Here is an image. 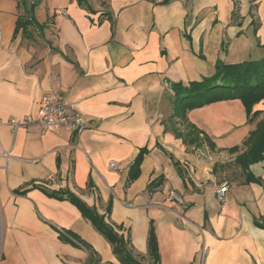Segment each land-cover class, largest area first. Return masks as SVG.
Instances as JSON below:
<instances>
[{
  "label": "crops",
  "instance_id": "obj_1",
  "mask_svg": "<svg viewBox=\"0 0 264 264\" xmlns=\"http://www.w3.org/2000/svg\"><path fill=\"white\" fill-rule=\"evenodd\" d=\"M88 1L94 12L78 0H39L32 12L0 0V264H122L77 205L53 191L105 214L146 264L152 228L160 264H202L204 249V264H264V160L250 165L251 181L235 162L242 151L229 150L244 145L253 123L246 116L240 140L219 141L208 130L237 100L194 108L184 121L172 88L212 75L219 60L263 58L264 0ZM32 15L37 22L16 32ZM50 94L76 105L82 133L8 123L37 117ZM189 123L231 154L210 155L205 134L200 145L178 137Z\"/></svg>",
  "mask_w": 264,
  "mask_h": 264
},
{
  "label": "trees",
  "instance_id": "obj_2",
  "mask_svg": "<svg viewBox=\"0 0 264 264\" xmlns=\"http://www.w3.org/2000/svg\"><path fill=\"white\" fill-rule=\"evenodd\" d=\"M19 1L31 12L34 11L39 3V0H33L31 3H28V0ZM171 1L162 0L161 3L167 4ZM78 2L87 10L95 11L88 0H78ZM33 22H37L33 15L31 18H19L16 32L20 29L27 30L28 25ZM215 69L212 75L205 76L201 80H193L187 83L178 82L172 85L175 97V116L187 121L188 111L194 108H200L218 101L240 100L245 108L247 123H254L259 115L263 113L261 110H255V106L264 101V57L234 63L219 60ZM189 127V131L184 135L180 131L176 135L183 137L185 141L189 140L192 144H203L204 138L201 137V134H205L204 131L194 124L189 123ZM205 136L210 141L211 147L215 148V142L209 140L206 134ZM244 144L247 149L237 155L235 162L248 172V180L255 181L256 178L250 174L249 167L251 164L264 160V119L258 123L255 130L250 132ZM229 150L237 152L239 146L230 147ZM147 152L148 149L146 147L142 148L135 158L130 169L131 180L136 179L140 175V166ZM49 194L58 198H64V195H66L76 204L84 217L89 219L109 241L122 264H146L135 254L129 238L116 230L106 220L105 214L100 213L95 207L89 206L72 192L53 191L49 192ZM257 224L264 227V222L260 223L257 221ZM149 255L150 264H160V253L154 228L151 229L149 236Z\"/></svg>",
  "mask_w": 264,
  "mask_h": 264
},
{
  "label": "built area",
  "instance_id": "obj_3",
  "mask_svg": "<svg viewBox=\"0 0 264 264\" xmlns=\"http://www.w3.org/2000/svg\"><path fill=\"white\" fill-rule=\"evenodd\" d=\"M2 40V26L0 22V42ZM8 123L14 130L19 128L30 129L34 125L41 128L43 132L65 128L71 131H75L77 134L82 133L87 124L78 111L74 103L67 102L64 98L50 94L46 97L45 101L38 109L37 117L32 115H26L21 118L10 117ZM116 163H112L111 166L115 167ZM226 185L222 184L218 189V195L220 199H224ZM168 199L180 200L178 193L175 190H170ZM206 250L203 251L202 264L205 261ZM101 264H110L109 262H102Z\"/></svg>",
  "mask_w": 264,
  "mask_h": 264
},
{
  "label": "rangeland",
  "instance_id": "obj_4",
  "mask_svg": "<svg viewBox=\"0 0 264 264\" xmlns=\"http://www.w3.org/2000/svg\"><path fill=\"white\" fill-rule=\"evenodd\" d=\"M96 1H99V0H95V2H93V4H96L97 5L98 3H96ZM28 3H31V0H28ZM23 9L24 8L22 7L21 8V13L24 12ZM39 17L41 18V12L39 13ZM234 102L237 103V107L239 105L240 109H237V107H236V108L233 109V113H229L228 115H226V113L223 112V111H222L223 113L217 114V117L218 118L220 117L219 119H221V124H219L218 127H215L214 125H212L214 129L211 128L212 129V131H211L210 128H209V130H208L209 133H211L213 135V137L214 136H218L219 138L217 137V139L219 141L224 142V143L225 142H230V141H232V139L233 140L235 139L234 141H237V139L240 140L241 139L240 138L241 135L243 133H245V130L248 127V126L242 127V125H243L242 123L246 119V112L244 110V107L241 104V101L240 100H237V101H234ZM262 112L263 113L261 115H259V117L254 121V123H253L254 129L253 130H255L257 128L258 123L261 120L264 119V111H262ZM219 123H220V120H219ZM220 126H222V127L219 129ZM234 129H235V131H233ZM234 132L236 133V135L233 134ZM228 146H230V145H228ZM239 146H240L239 151H244V150L247 149V146L245 144L244 145L241 144ZM206 151H210V155H212L213 157L215 156L214 155L215 152L217 153V155H227V154H231L230 152H227V153L222 152L221 153L220 151H215L214 148H212L210 146H208V148L206 149Z\"/></svg>",
  "mask_w": 264,
  "mask_h": 264
}]
</instances>
